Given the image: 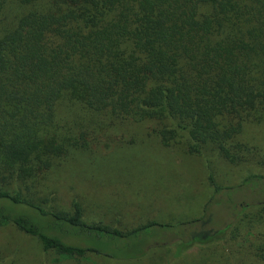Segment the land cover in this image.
<instances>
[{
  "label": "trees",
  "instance_id": "16d2710c",
  "mask_svg": "<svg viewBox=\"0 0 264 264\" xmlns=\"http://www.w3.org/2000/svg\"><path fill=\"white\" fill-rule=\"evenodd\" d=\"M138 122L164 147L253 157L243 134L264 122V0H0V224L66 257L132 260L231 242L264 211L261 174L214 182L203 214L178 222L121 229L89 221L78 200L55 206L53 171Z\"/></svg>",
  "mask_w": 264,
  "mask_h": 264
},
{
  "label": "rangeland",
  "instance_id": "374dc122",
  "mask_svg": "<svg viewBox=\"0 0 264 264\" xmlns=\"http://www.w3.org/2000/svg\"><path fill=\"white\" fill-rule=\"evenodd\" d=\"M151 124L118 126L109 146L81 149L65 167H57L48 181L58 189L54 205L69 210L78 200L89 221L121 229L151 219L178 222L203 214L215 192L214 182L230 186L249 174L264 175V122L246 126L243 137L257 148L242 164H232L211 149L199 156L187 153L182 144L161 146L150 132ZM237 195L245 196L243 192ZM217 210L228 211L225 206ZM222 213L214 216V225L222 224ZM248 214L236 223L231 242L195 249L182 257L175 255L174 246L164 245L132 260L98 254L70 258L45 251L36 236L3 223L0 264H264V211L252 209Z\"/></svg>",
  "mask_w": 264,
  "mask_h": 264
}]
</instances>
